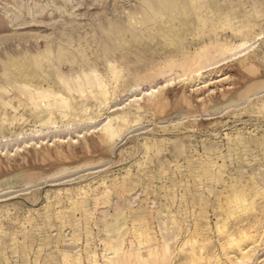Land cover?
<instances>
[{"label": "rangeland", "instance_id": "rangeland-1", "mask_svg": "<svg viewBox=\"0 0 264 264\" xmlns=\"http://www.w3.org/2000/svg\"><path fill=\"white\" fill-rule=\"evenodd\" d=\"M178 1L0 0V264H264V37L233 31H264V0ZM244 37L180 80L197 47ZM56 68L98 73L108 99L32 103L39 75L67 90Z\"/></svg>", "mask_w": 264, "mask_h": 264}, {"label": "bare ground", "instance_id": "bare-ground-1", "mask_svg": "<svg viewBox=\"0 0 264 264\" xmlns=\"http://www.w3.org/2000/svg\"><path fill=\"white\" fill-rule=\"evenodd\" d=\"M150 1L151 0H144V2L146 4V6H145L146 10H147L148 6H150V8H154ZM159 1H160V4H159L160 6H159V8H157V9L154 10L155 14H158L159 12H161L162 9H169L170 7H175L176 8L178 5H180V3H179L178 0H159ZM143 6H144V4H143ZM147 14H148V12H147ZM158 16H159V14H158ZM145 17H146V15H145ZM149 20H151V19H149ZM202 24H203V22H202ZM252 27L253 26L251 25V26H249V27L246 28V31H244V32H247V33H244L243 32V29H241V28H243V26L242 27L240 26V28L237 27V28L233 29V31H236V33L239 34L240 36H245L248 33H251L252 32V34L255 35V38L264 37V31H262V32H254L252 30ZM204 43H205V41H204ZM207 44L208 43H206V45L203 44V46H201V47H197L196 50H195V52H194V56L193 57L191 56L192 58L190 60H186L187 64L186 63H181V66L183 67V72H184V74L180 76V78H181L180 80L181 81H187V82H194L195 83V81L201 80L203 78L204 71L206 69L205 67H208L209 66V68L213 69V68L220 67V66L226 64L227 62H229V61L237 58L238 56H246L248 50H250V48L252 46V44L250 43L249 39L247 38V40H246L245 37L242 38V41L239 42V43H231L228 40L227 41L218 40L216 43H213L211 46H209ZM44 53L43 54L48 59H50V58H52L54 56V53H53L52 49L50 48V46H48V47L45 48ZM188 57H190V56H188ZM189 61H190V63H189ZM56 69H57L56 70V73H58L60 80H62V83L64 84V87L67 88V90H65V89L64 90L63 89L61 90L60 87H57V83L55 81H54V84H51L49 81H47L45 78H43V77H41L39 75L36 79H32V81L39 82L40 85H38L37 87H35L36 88L35 91H33V92L30 91L29 94H28L29 95V98H30V100H31L32 103H37V102L39 103V102H42V101L50 100V97L52 96L54 98V105H55V107L58 108V109H62L63 111H61V113L65 115L66 113L71 112L72 109H73V108H71V105H70V102H69L70 101L69 100L70 98L72 100V97H71L72 93H75V92L76 93H83V92L86 91V88H88L89 91L92 94H94L95 97H97V99H100L101 100V102L102 101H105V99L106 100L108 99L109 94L111 93L110 92L111 90L108 87V81L103 76L99 75L98 73H95V72L85 73V77H86L85 83L78 82L77 84H74L73 86H71V84H70V82L68 80V77L65 76L64 74L60 73V71H59L58 68H56ZM118 71L120 72L121 70H118ZM187 71L190 72L189 74H192V75L191 76L188 75ZM27 75H28V72H26L25 76H22V78L23 79L25 78L24 80H31V77L29 78V76H27ZM112 75H114V74H112ZM166 81H165L166 83L164 82V84L162 86H160V87H164L165 85H167L169 83H173L172 81H169V80H166ZM43 82L46 83V85H47L46 87H43V85H44ZM158 90L159 89H157V87H154V88L149 89L148 91H146L144 93V95H153L154 93L158 92ZM95 91H97V92H95ZM261 96L264 97V94H262ZM133 100H136V98L131 99V101H133ZM74 101H76V100H74ZM72 102H73V100H72ZM119 108H123V107H119ZM46 112L48 113L49 116L55 117V112L53 110H51V108H48L47 107L46 108ZM98 114H99V111H98ZM127 119H128V116L125 115L122 112L118 113L117 115L108 117V119L106 120V122L104 123V125L102 127V131L104 133L103 135L105 137L104 139H106L107 141H109V143H111L113 141V139L115 138V135L118 134L117 132L122 128V125L120 124V122L126 121ZM95 143H97V142H95ZM74 151H75V149H74ZM74 151H73V153H74ZM17 176H18V174H17ZM244 196H246L244 192H242V191H235L234 198H237V199H241L242 200L244 198ZM240 197H243V198H240ZM219 226L221 227L222 225H219ZM120 230H121V228H119V231ZM140 244H143V242L140 243ZM155 254H157V250H155L153 248L149 252V254H148V256L146 258H145V256H142V255H140V256L144 260V263L147 264L148 258L154 257ZM237 258L238 259H241V257H239V256ZM240 262H242V261L240 260Z\"/></svg>", "mask_w": 264, "mask_h": 264}]
</instances>
